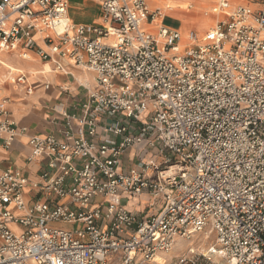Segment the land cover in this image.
I'll return each instance as SVG.
<instances>
[{
  "label": "built area",
  "instance_id": "obj_1",
  "mask_svg": "<svg viewBox=\"0 0 264 264\" xmlns=\"http://www.w3.org/2000/svg\"><path fill=\"white\" fill-rule=\"evenodd\" d=\"M89 1L100 22H73L68 0H0V55L94 81L47 135L0 99V148H29L0 169V264H155L200 235L214 244L175 264H264V0H215L202 36L165 25L159 0ZM144 197L156 214L127 208Z\"/></svg>",
  "mask_w": 264,
  "mask_h": 264
},
{
  "label": "crops",
  "instance_id": "obj_2",
  "mask_svg": "<svg viewBox=\"0 0 264 264\" xmlns=\"http://www.w3.org/2000/svg\"><path fill=\"white\" fill-rule=\"evenodd\" d=\"M68 1L70 3V10L72 3L78 5L79 8H86L92 5L99 8L97 4L89 0ZM88 1L92 3L90 6L87 5ZM101 18L102 15L96 18L93 22H99L101 21ZM185 26H189V24L183 23L181 29H186ZM178 30L181 31L180 29ZM194 30L196 31V29ZM39 44L44 48V45L41 42ZM4 55L3 59L6 60V62L16 68H19V71H24L33 77L32 83L35 89L33 96L25 97L21 93H16L9 84V81L7 82L8 75L12 74L11 72L7 73L9 69L7 67L9 66H7L3 61H0V65H2L0 67V74L2 75L0 76V99L4 98L1 96L6 94L8 95L5 97H11L9 105L14 117L20 126L28 127L30 134L32 135H47L54 132L56 127L54 126L53 121L55 117H57L56 112H60L62 110H72L76 105H79L85 99L86 89L84 86L94 85L92 75L84 73L68 61H61L62 70L59 71L56 69V65L54 63H42L41 59L38 61V57H35L38 56L36 53H31L30 55L33 57V61L24 60L18 57L20 62L28 63L24 64V67L26 68V70H24L17 65V59L15 57L17 55L9 53H4ZM43 65H47L48 68L52 66L54 70H52V73L47 74L48 70H42ZM18 72H14L11 76L20 74ZM46 84L49 85V89L46 88ZM26 143L27 139L21 138L16 141L9 151L2 150L0 148V169L4 170L10 166L24 168L27 165L26 157L29 155V148ZM133 156L134 151L128 153L125 159L127 167L132 165ZM142 199H145V197ZM135 201L136 200L125 201L127 208L133 212H143L145 209L144 203L138 205ZM145 205H147V203H145Z\"/></svg>",
  "mask_w": 264,
  "mask_h": 264
},
{
  "label": "rangeland",
  "instance_id": "obj_3",
  "mask_svg": "<svg viewBox=\"0 0 264 264\" xmlns=\"http://www.w3.org/2000/svg\"><path fill=\"white\" fill-rule=\"evenodd\" d=\"M173 2V5L176 7L175 9H170V10H163V14L165 15V20L164 23L165 25L172 27V28H177L180 29L184 34H187L189 32V30H194L196 29V32L199 36H202L204 33L207 32V30H209L210 27L213 26V24H215L216 20H218V16L212 15V8L214 6V1H204V0H170ZM186 2H190V3H186ZM91 2H87V5H91ZM96 4V3H95ZM182 6H188L187 9H181ZM101 10L99 8H97V6H90V7H84V8H79L78 6H76L74 3H72L71 6V10H70V16L71 18L76 21L77 23H92L96 18L101 16ZM188 23L189 26H185L186 29H181L183 26V23ZM100 22V21H99ZM184 28V27H183ZM183 44H187L186 40H183ZM6 55V54H5ZM5 55H2L0 58L3 59V57ZM17 55V54H16ZM7 56V55H6ZM17 59V65L20 68H23L24 70H26V68L24 67V64H28L27 62H20L18 60V55L15 56ZM38 57V61L41 59L39 58V56H35ZM33 58V57H32ZM36 59V58H35ZM42 63H48V61L46 60H42ZM2 65H0L1 67ZM32 70V69H31ZM30 70V71H31ZM42 70H48V73H52V70H54L51 67H47V65H43ZM5 73V72H4ZM85 73V72H84ZM87 74V73H86ZM0 76H2L0 74ZM13 88V86H12ZM14 90V88H13ZM14 92L16 93H21L23 96L24 93L20 92V90H14ZM8 94L1 96V97H5ZM11 100V97H9ZM136 204L141 205L144 203V211L140 212V214L142 215H146V216H151L154 215L158 212V209L160 207V201H158V204L155 207H149V201L147 199V197H145V199H140V200H136L135 201ZM145 203H147V205H145ZM137 214H139L138 212H135ZM206 236L204 235H200L198 240H195L193 243L192 242H187V243H183L180 242L179 247L176 248L175 250H177L178 252H184L187 248L188 245L193 244L198 246L199 242H202V246H205V248H207L208 246L214 244L215 242V236L211 235L209 237V239L205 238ZM205 239V240H204ZM204 241V242H203ZM174 256H167L168 257V262L167 264H175L176 261V257L178 255Z\"/></svg>",
  "mask_w": 264,
  "mask_h": 264
},
{
  "label": "bare ground",
  "instance_id": "obj_4",
  "mask_svg": "<svg viewBox=\"0 0 264 264\" xmlns=\"http://www.w3.org/2000/svg\"><path fill=\"white\" fill-rule=\"evenodd\" d=\"M204 1H213V0H204ZM69 2V1H68ZM158 4L160 5V6H162L163 8H164V10H170V9H175L176 7L173 5V2L172 1H170V0H159L158 1ZM69 5H70V3H69ZM158 5V6H159ZM76 6H78V5H76ZM188 8V6H182L181 7V9H187ZM69 17H70V19L73 21V22H75L72 18H71V16H70V14H69ZM220 18V17H219ZM218 18V19H219ZM217 21V20H216ZM75 23H77V22H75ZM216 23V22H215ZM214 25V24H213ZM58 31H61V29H58ZM44 45V44H43ZM44 49H46V46L44 45ZM4 55V54H3ZM13 55H16L15 53H13ZM2 56V54L0 55V57ZM12 59H13V57H12ZM15 60V59H14ZM28 60H31V61H33V58L31 57V55H29V57H28ZM0 61H3L7 66H9V67H7V68H9L8 69V71H7V73L9 72H11L12 74L14 73V72H18L20 69L19 68H16V67H14L13 65H11L10 63H8V62H6V60H4V59H0ZM52 63V62H51ZM45 64H49V63H45ZM57 69V68H56ZM35 70V69H34ZM60 71V70H59ZM18 73H24V74H27V76H28V78H29V80L30 81H32L33 80V77H31L28 73H26V72H24V71H19ZM11 74V75H12ZM11 75H8V78H7V82L8 81H11V79L14 77V76H11ZM205 236V235H204ZM205 240V239H204ZM204 242V241H203ZM169 257V256H168ZM168 257H166V256H157L156 257V259H155V261H154V263L155 264H167V262H168Z\"/></svg>",
  "mask_w": 264,
  "mask_h": 264
}]
</instances>
